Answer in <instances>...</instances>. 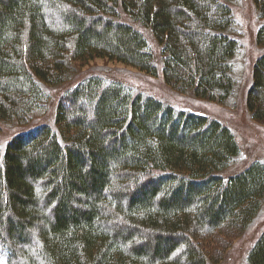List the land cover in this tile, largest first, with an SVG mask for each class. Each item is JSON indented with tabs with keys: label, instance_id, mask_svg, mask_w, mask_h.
Segmentation results:
<instances>
[{
	"label": "trees",
	"instance_id": "1",
	"mask_svg": "<svg viewBox=\"0 0 264 264\" xmlns=\"http://www.w3.org/2000/svg\"><path fill=\"white\" fill-rule=\"evenodd\" d=\"M236 1L0 0V130L27 128L0 145V264H211L212 242L251 227L264 162L229 174L242 154L231 128L74 67L116 62L227 105ZM243 99L264 125V53ZM246 263L264 264V231Z\"/></svg>",
	"mask_w": 264,
	"mask_h": 264
},
{
	"label": "rangeland",
	"instance_id": "2",
	"mask_svg": "<svg viewBox=\"0 0 264 264\" xmlns=\"http://www.w3.org/2000/svg\"><path fill=\"white\" fill-rule=\"evenodd\" d=\"M234 13L241 24L240 40L243 44V52L237 59L234 68L237 81L236 96L227 105L197 98L192 93L182 94L168 87L162 77L154 78L116 62L96 59L85 65L74 64V67L80 71V66H82V75H100L109 80L119 81L132 88L135 93L152 96L179 110L190 111L225 124L234 132L242 152L240 158L231 167L229 174L239 172L252 162H264V125L250 117L245 108V99H243L248 85L251 84L254 62L264 53V47L259 46L256 42L257 32L264 21L260 19L253 0H237L234 5ZM60 24L62 23L60 22ZM144 32L151 48L158 55L161 48L150 31ZM159 65L161 69V63ZM62 89L63 87L60 86L56 91L48 90L51 97L50 103H53L49 113L50 119L61 98ZM41 114H36L32 124L41 119ZM44 119L45 117H42V120ZM22 122L24 121L18 119L1 127V146H5L15 135L26 131L27 128L21 127ZM263 231L264 204L260 214L246 232L231 237H221L220 242L216 241V243L210 244L209 259L211 264H247V255Z\"/></svg>",
	"mask_w": 264,
	"mask_h": 264
}]
</instances>
